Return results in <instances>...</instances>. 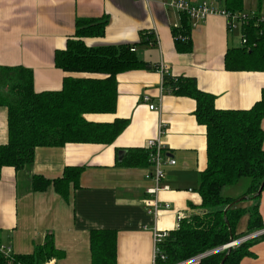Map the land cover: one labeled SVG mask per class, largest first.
I'll use <instances>...</instances> for the list:
<instances>
[{
	"label": "crops",
	"instance_id": "obj_1",
	"mask_svg": "<svg viewBox=\"0 0 264 264\" xmlns=\"http://www.w3.org/2000/svg\"><path fill=\"white\" fill-rule=\"evenodd\" d=\"M191 4L213 3L224 10L223 0H188ZM221 2V5H220ZM245 13L254 12L255 0H244ZM107 17L103 38L87 39L91 47L137 44L135 53L152 70H136L117 78L114 114H92L94 123L128 120L127 127L112 145L68 144L38 148L28 170H2L0 177V246L12 247L15 255H31L52 234L63 257L55 264H92L91 233H117V264H153L152 229H176L180 213L189 218L200 213L197 192L199 175L207 167V130L195 117L196 103L188 97L169 94L162 86L156 67L165 66L168 75L196 80L198 89L215 96L219 110H248L261 100L264 72L228 71L225 56L242 46L240 29L230 31L226 18L211 15L192 24L191 50L178 52L173 28L181 14L163 8L161 0H0V66L24 67L33 72L36 92L60 91L68 74L55 66V53L64 50L74 36L77 18ZM145 34L150 42L140 44ZM161 108L149 110L142 99ZM166 126L163 143L169 159L165 166L169 192L159 194L170 209L161 211L155 222L147 212V165L121 166L120 161L134 148H145L157 136L158 124ZM264 130V120L262 122ZM8 140V114L0 107V145ZM118 151H121L118 154ZM83 167L80 188H70L67 199L50 185L34 192L33 177L60 178L67 167ZM253 201L240 204L250 208ZM259 212L264 223V191ZM244 217L237 233L247 229ZM146 227V229H145ZM251 257L240 264H264V238L250 247Z\"/></svg>",
	"mask_w": 264,
	"mask_h": 264
},
{
	"label": "trees",
	"instance_id": "obj_2",
	"mask_svg": "<svg viewBox=\"0 0 264 264\" xmlns=\"http://www.w3.org/2000/svg\"><path fill=\"white\" fill-rule=\"evenodd\" d=\"M255 1V11L245 13L244 0H223L227 13L247 17L240 30L246 44L227 51L228 71L264 72V0ZM75 25L74 36L66 42L65 49L55 53V66L68 74L60 91L38 93L31 70L0 66V107L8 114V140L0 145V177L5 168L28 170L38 148L89 143L112 145L127 127L126 119L94 123L86 117L116 112L119 75L154 67L138 58L134 50L137 44L87 45V39L105 36L107 17L77 18ZM191 30V19L181 14L180 26L172 31L178 52L191 50ZM150 39L142 34L140 44L149 43ZM164 86L169 94L195 101L196 120L207 130V167L199 175L197 188L200 213L184 218L178 229L169 232L159 244L155 262L176 264L264 228L259 212L261 194L257 195L264 182V90L261 100L248 110H219L215 96L199 90L194 79L165 75ZM118 165L149 166V151L131 149ZM83 170V167H67L54 180L35 175L33 191L41 193L52 185L67 199L71 187L80 188ZM243 179L249 183L242 197L223 195L226 187L236 186ZM245 201H253V205L240 207ZM230 205L233 206L227 210ZM244 217L248 218L247 229L238 234L237 228ZM260 240L246 242L230 252L213 254L197 264H221L227 255L224 264H240L244 258L251 257L250 247ZM91 249L92 264H117L116 231H92ZM63 253L49 234L31 255H16L14 260L21 264H46L60 259ZM0 264H9L2 253Z\"/></svg>",
	"mask_w": 264,
	"mask_h": 264
},
{
	"label": "built area",
	"instance_id": "obj_3",
	"mask_svg": "<svg viewBox=\"0 0 264 264\" xmlns=\"http://www.w3.org/2000/svg\"><path fill=\"white\" fill-rule=\"evenodd\" d=\"M147 1L148 0H144ZM161 5L163 8L176 10L180 14H187L191 19V22L198 23L204 21L207 17L211 15H221L226 18L228 22V27L230 31L236 29L241 30V25L243 21L246 20V16H232L227 13L225 10H218L213 3L203 2L201 4H191L188 0H161ZM264 22V19H262ZM246 44V40L242 37V45ZM135 50V49H134ZM133 50V51H134ZM162 76V86H164V76L168 75V69L163 65L158 68ZM142 101L145 104H148L149 110L160 113L161 108L151 103V100L148 96H144ZM166 126L160 122L157 127V136L153 139H149L146 142L145 150L149 151V167L150 171L146 174V179L151 180L154 184L153 187L147 189V193L151 196L150 199L145 201V206L147 212L154 221L156 222L160 216L161 211H166L170 209V204L167 202H161L159 200V194L163 192H169L170 187L165 183L166 174L165 166H173L176 164L174 159H169L166 154V146L163 143V137L166 135ZM185 217L182 214L177 215L176 220V229L180 227L181 221ZM146 229V227H145ZM153 236V252L154 260L153 264L156 262V258L160 251L159 244L169 236L168 231L159 230L156 225L152 229ZM264 238V229L252 232L238 240H235L233 243H228L224 246H221L217 249L210 250L208 252L199 254L190 259L184 260L176 264H197L201 260L212 256L213 254L224 252L233 249L236 246H240L249 241L260 240ZM0 253L9 261V264H21L15 263V253L12 247L0 246ZM163 258V257H162ZM46 264H55V262L49 261Z\"/></svg>",
	"mask_w": 264,
	"mask_h": 264
},
{
	"label": "rangeland",
	"instance_id": "obj_4",
	"mask_svg": "<svg viewBox=\"0 0 264 264\" xmlns=\"http://www.w3.org/2000/svg\"><path fill=\"white\" fill-rule=\"evenodd\" d=\"M220 5H221V2H220ZM249 183V180L247 179H243L240 181V183L236 186H233V187H226L224 190H223V195L224 196H231V197H235V198H239V197H242L243 194L245 193L246 191V188H247V185ZM264 229V228H262ZM262 229H259L262 230ZM258 231V230H257ZM255 232V231H254ZM240 246H236L234 247L233 249H236V248H239ZM231 249V250H233ZM230 250V251H231Z\"/></svg>",
	"mask_w": 264,
	"mask_h": 264
},
{
	"label": "water",
	"instance_id": "obj_5",
	"mask_svg": "<svg viewBox=\"0 0 264 264\" xmlns=\"http://www.w3.org/2000/svg\"><path fill=\"white\" fill-rule=\"evenodd\" d=\"M263 188H264V182H263V184L261 185L260 190H259V192H258L257 195H260V194L262 193ZM241 201H242V199L238 200L235 204H239ZM232 206H233V205L228 206L227 210H228L229 208H231ZM233 242H234V240H231V241H230V243H233ZM229 252H230V250H229ZM227 256H228V255H227ZM227 256L224 258V260L221 262V264H224V263H225V261H226V259H227Z\"/></svg>",
	"mask_w": 264,
	"mask_h": 264
}]
</instances>
